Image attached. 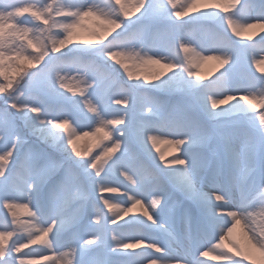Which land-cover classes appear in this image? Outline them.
I'll use <instances>...</instances> for the list:
<instances>
[{
  "label": "snow or ice",
  "instance_id": "obj_1",
  "mask_svg": "<svg viewBox=\"0 0 264 264\" xmlns=\"http://www.w3.org/2000/svg\"><path fill=\"white\" fill-rule=\"evenodd\" d=\"M0 101V264H264V0H0Z\"/></svg>",
  "mask_w": 264,
  "mask_h": 264
},
{
  "label": "rangeland",
  "instance_id": "obj_2",
  "mask_svg": "<svg viewBox=\"0 0 264 264\" xmlns=\"http://www.w3.org/2000/svg\"><path fill=\"white\" fill-rule=\"evenodd\" d=\"M251 15L254 16L255 14H251ZM248 21H249V20H248ZM250 22L252 23V22H254V21L250 19ZM207 34H208V33H207ZM209 34L211 35L210 32H209ZM211 36H212V35H211ZM242 39H246V38H242ZM253 39H254V40H258L259 37H258V36H255V37H253ZM239 40H241V39H239ZM249 43H251V42H249ZM257 52H259V45H257ZM211 62H213V61H208L207 64H206V66H205L202 70H199V72H200L201 75H203V76H205L206 78H209V79H210L212 76L217 75L220 71H223L222 68H219V67H218V62H213V63H211ZM215 67H218L219 70H218L217 72H215L214 75L210 76V74L208 73V71L211 70V69H214ZM225 67H227V65H225ZM194 70L197 71L196 69H194ZM253 71L256 72V75H261V73H259L258 71H256L255 68H253ZM124 79H126V77L122 76V77H121V80H124ZM69 94H70V93H69ZM116 99H120V96H118V95H116V96H112V95L110 94V99H109V98H106V100H105V103H111V111H117V110H119V109H126V106H125V105H116V104L114 103V101H115ZM175 99H179V96L177 95V96L175 97ZM0 106H3L2 101H0ZM109 118H110V117H109ZM82 123H87V121H82ZM84 130H90V129H84ZM86 140H87V138H85V140L80 141L81 147H83V146L85 145ZM159 146H160V148H161L165 153H166V152H169V151H174V150H175V149H174V146L167 145V144H165V143H161ZM49 151H51V152L53 153V155H54V156H57L58 158H62L63 156H66V154H61V153H59V152H56L54 149H49ZM95 151H98V149H94V152H95ZM111 179H112V180H117V181L119 180V178L114 177V176L111 177ZM111 186H119V183L113 184V185H111ZM164 189H165V195H168V194H173V195H174V194H175L174 191H173V189H172L171 186L167 183L166 180L164 181ZM123 190H124V189L122 188V189H121V192H122ZM104 195H105V198H110V197L118 196L119 194L105 193ZM103 211H104V212H107V209L105 208V209H103ZM5 213H6V210H4V209H0V218H3V216H4ZM9 219H10V217H9ZM126 219H127V218H126ZM118 223H121V222H118ZM110 227H114V226H110ZM126 231H127V233H128L129 235H135V234L137 233V231H138V226H131V227L128 228ZM144 231H147V230H144ZM110 236H111V233L108 232V233L106 234V243H107L108 241H110ZM161 238H163V237H161ZM61 239H62V242H64V243H68V242L70 241V237H69V236H63ZM85 239H87V236H85ZM31 247H32L33 249L36 248V246H31ZM181 250L183 251V249H181ZM153 251H154V250H153ZM182 251H180V254H183ZM45 254H46V253H45Z\"/></svg>",
  "mask_w": 264,
  "mask_h": 264
},
{
  "label": "bare ground",
  "instance_id": "obj_3",
  "mask_svg": "<svg viewBox=\"0 0 264 264\" xmlns=\"http://www.w3.org/2000/svg\"><path fill=\"white\" fill-rule=\"evenodd\" d=\"M248 14H249V13H242V15H248ZM251 14H255V13L253 12V13H250V15H251ZM242 22H248V23H251V22H250V19H249V21L247 20V21H242ZM194 27H195V26H193V25L186 26V30L189 29V28H194ZM252 32H258V29H248L247 32H246L245 37H234V39L239 40V39H242V38H246L247 34H250V33H252ZM193 39H195V40L198 41V42H202V43H210L211 40H212V36H211L209 33L207 34V33H204V32H199V31H197V32H194ZM204 55H211V53H209V52H205ZM208 61L218 62V61H216V60H207V61H204V62L200 65V67L197 68L196 70H197V71L202 70V69L206 66V64H207ZM213 62H211V63H213ZM218 70H219V68H218V67H215L214 69L209 70L208 73L210 74V76H212V75H214L215 72H217ZM174 151H175V150H174ZM174 151L166 152V153H165L166 157H167V158H170V156L174 153ZM114 177H115V176H114ZM237 239L240 240L241 242L243 241L242 236H240L239 234H237ZM206 259H207V258H206ZM209 264H215V262L209 260Z\"/></svg>",
  "mask_w": 264,
  "mask_h": 264
}]
</instances>
